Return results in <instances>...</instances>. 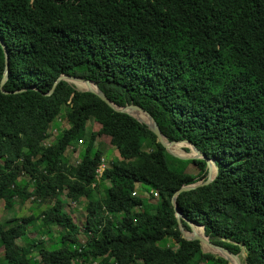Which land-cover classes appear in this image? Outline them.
<instances>
[{
	"label": "trees",
	"instance_id": "16d2710c",
	"mask_svg": "<svg viewBox=\"0 0 264 264\" xmlns=\"http://www.w3.org/2000/svg\"><path fill=\"white\" fill-rule=\"evenodd\" d=\"M2 45L0 202L47 207L0 223L1 264H37L32 252L41 264H229L182 238L171 204L180 187L205 181L206 160L215 178L179 193L178 210L210 242L244 249L245 264H264V0H0V82ZM62 75L94 83L117 107H141L167 141H187L206 160L171 156L136 118L66 81L54 85ZM63 108L68 126L50 142ZM90 119L97 131L86 129ZM100 136L118 157L98 182ZM79 141L71 165L65 151ZM63 193L86 201L83 225L63 212ZM30 224L59 227L60 246L35 237L21 245Z\"/></svg>",
	"mask_w": 264,
	"mask_h": 264
},
{
	"label": "rangeland",
	"instance_id": "374dc122",
	"mask_svg": "<svg viewBox=\"0 0 264 264\" xmlns=\"http://www.w3.org/2000/svg\"><path fill=\"white\" fill-rule=\"evenodd\" d=\"M77 88V87H76ZM65 108L62 109L61 113L59 114V116L53 121V123L51 124V137L49 138L50 142L51 139L55 137L56 133L61 132V130H63L65 127L68 126V122L66 121L65 118ZM99 128V125L94 123L92 121V119L88 120L86 123V129L89 131H97ZM184 148H183V154L184 156H197L190 148V146H188L187 144H183ZM75 148L70 149L69 147L67 148V150L65 151V157L67 158L69 164L71 165H76L77 162H79V159L83 153V149L85 147V142H83V144L78 143L77 146H74ZM95 149H100L102 152V159L104 160L105 164L109 167L110 166V161L113 158H117L118 154L117 151L115 150V148L113 146L110 145L109 142V138L106 136H100L96 139L95 141ZM145 150L146 147L144 148ZM180 150H182L180 148ZM78 151V152H77ZM178 153V152H177ZM180 154V153H179ZM78 157V158H77ZM186 171L191 174V175H196L198 172V168L195 165H188ZM28 180V177L26 175H23L20 179H18V183L21 184L22 182H26ZM99 182V181H98ZM99 185V184H98ZM104 186H109L108 181L103 182ZM146 187V186H145ZM98 191H99V196L102 197L103 196V191L101 189V185L98 186ZM141 188H137V192L140 190ZM147 192L152 191L150 190L149 187H146ZM146 192V193H147ZM145 194L143 193V196ZM147 197V199H149V201L152 204L156 203L157 199H153L152 196H149L148 194L145 195ZM144 196V197H145ZM60 198L63 201V212L67 213L68 215H70V217L72 218V220L78 224V225H83L84 221H85V205H86V201L84 199H80L77 202H72L70 200H68L66 198V196L64 195V193L60 196ZM48 205H51L52 202H48ZM3 207L0 204V222L3 223L6 220L11 219L10 221L7 222V225H13L16 223H19L21 221L22 218L28 217L29 215H33V216H37L44 208L47 207L46 203L43 205H39L35 202L30 203V201H26L25 203H16L11 209L3 210ZM35 229H33V224L28 225V233L23 237V239L20 241L21 245H27L29 242L32 241V239L34 238L35 241H41V245L47 249H52L55 247L60 246V244L58 243L59 240V235L61 233V230L59 227L57 226H52L50 230H48L47 228H43L41 230H37L36 229V225ZM194 231H197L198 228H200V231L202 232V229L200 226H193ZM31 234H33V237H31ZM161 245L164 246H169L172 247V249H176L177 245L170 239H165L161 242ZM202 252L207 253L208 251L204 250V247H202ZM32 259H34L37 264H41L39 263V258L36 252H32ZM238 258L241 262V264H245L244 259H245V251L244 249H241V252L238 254ZM3 260L2 257V249L0 248V264Z\"/></svg>",
	"mask_w": 264,
	"mask_h": 264
},
{
	"label": "water",
	"instance_id": "95a60500",
	"mask_svg": "<svg viewBox=\"0 0 264 264\" xmlns=\"http://www.w3.org/2000/svg\"><path fill=\"white\" fill-rule=\"evenodd\" d=\"M2 47H3V45H2ZM3 51H4V58H5V69H4L3 77H2L1 82H0V90L1 91H2L3 84L5 83V81L7 79V71H8V60H7L8 57H7V53H6L4 47H3ZM61 80L66 81L67 83L74 86L75 89H77L79 91H87V92H90V93L97 95V97H99L110 108H112V109H114L120 113H126V114L136 118L140 123H144L147 126V128L149 129V131L153 135H155L157 142L160 143L162 145V147L167 151V153H169L171 156L178 158V159H183V160H186V159H205L206 160V158L203 156V154L187 141H170V142L167 141V139L162 135L160 129L158 128L156 122L151 117V115L149 113H147L146 111H144L141 107L135 106V105H126L124 107H117L113 103H111V101H109L107 99V97L98 89V87L94 83H92L88 80H84L80 77L62 75V76L57 78L54 85L57 84V82L61 81ZM76 83L85 84L86 89L80 90V89L76 88ZM52 90H53V88L49 91V94L52 92ZM137 114H142L143 116H145L146 120H143V119L137 117L136 116ZM175 144H187L188 146H190L191 150L197 156H195V155L184 156L182 154L175 153V152L171 151L169 149L170 146L175 145ZM206 162H207V164H206L207 173H206L205 181L197 182V183H194L191 185L182 186L171 197V204H172L173 209H174V213H175L176 221L178 223L179 231H180L183 239L188 240V241H198L201 249H202L203 245H205L212 250L223 253V255L216 254L213 251H208L207 253L217 255V256L225 259L226 261H228L229 264H241V262L238 258V255L231 253L228 249H226L222 246H219V245H216V244L210 242L204 234L203 226H200L202 229L201 235L195 233L194 228H193V226L195 224H192L191 222L186 221L184 216L180 213V211L177 208L176 197L179 193H181L183 191H188V190L193 189L197 186L208 185L215 178L217 171H218L217 166L213 164L212 160H206ZM212 167L214 169V174H212ZM181 221L187 222V224L190 227L189 231L184 230V228L181 226ZM196 226H199V225H196ZM186 232L191 233V235L187 236L185 234Z\"/></svg>",
	"mask_w": 264,
	"mask_h": 264
},
{
	"label": "bare ground",
	"instance_id": "6f19581e",
	"mask_svg": "<svg viewBox=\"0 0 264 264\" xmlns=\"http://www.w3.org/2000/svg\"><path fill=\"white\" fill-rule=\"evenodd\" d=\"M76 87L78 88V89H80V90H84V89H86V86H85V84H82V83H76ZM137 117H139V118H141V119H143V120H146V118H145V116H143L142 114H137L136 115ZM180 148L182 149V150H180ZM183 148H184V145H179V144H177V145H172V146H170V150L171 151H173V152H175V153H182L183 154ZM212 166V165H211ZM212 174H214V169H213V167H212ZM195 233H197V234H199V235H201V231H200V228H198V230L197 231H195ZM186 234V233H185ZM187 236H189V235H191V234H186ZM203 247H204V250L205 251H213L214 253H216V254H221V255H223V253H221V252H217V251H215V250H212V249H207L204 245H203Z\"/></svg>",
	"mask_w": 264,
	"mask_h": 264
},
{
	"label": "built area",
	"instance_id": "2783aa9c",
	"mask_svg": "<svg viewBox=\"0 0 264 264\" xmlns=\"http://www.w3.org/2000/svg\"><path fill=\"white\" fill-rule=\"evenodd\" d=\"M78 143L81 144V141H79ZM69 148L72 149V147H69ZM77 158H78V157H77ZM77 163H78V162H77ZM107 167H108V166L105 164L104 160L101 158V160H100V164H99L98 168H97L96 171H95V179H96V181H99L100 176H101L103 170H104L105 168H107ZM91 187H95V184L92 183V184H91ZM148 194H149L150 196H152L153 198H157V197H158L157 193H155L154 191H150ZM132 195L135 196V195H136V192H133ZM94 264H95V263H94Z\"/></svg>",
	"mask_w": 264,
	"mask_h": 264
},
{
	"label": "crops",
	"instance_id": "0c3cea01",
	"mask_svg": "<svg viewBox=\"0 0 264 264\" xmlns=\"http://www.w3.org/2000/svg\"><path fill=\"white\" fill-rule=\"evenodd\" d=\"M78 145V144H77ZM73 148V147H72ZM78 152V151H77ZM141 188V186L140 185H137V188ZM149 193V192H148ZM0 204L3 206V203L2 202H0ZM5 208L3 207V210H4ZM9 220H11V219H9ZM9 220H6V221H4L2 224H4V226L5 227H8L9 225H7V224H5V223H7V221H9ZM1 221V220H0ZM1 223V222H0ZM31 236H33V234H31Z\"/></svg>",
	"mask_w": 264,
	"mask_h": 264
}]
</instances>
